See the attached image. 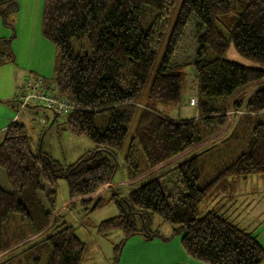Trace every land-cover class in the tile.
<instances>
[{
	"label": "trees",
	"instance_id": "trees-1",
	"mask_svg": "<svg viewBox=\"0 0 264 264\" xmlns=\"http://www.w3.org/2000/svg\"><path fill=\"white\" fill-rule=\"evenodd\" d=\"M176 1L43 0L41 33L58 51L49 82L71 106L70 113L54 120L93 147L64 166L41 144L34 146L19 121L5 128L0 141V264L44 245L45 264H80L86 244L55 212L60 179L66 181L71 206L90 213L107 201L116 204L118 214L96 225L104 238L122 233L110 264L118 263L128 238L161 237L150 229L155 217L171 225L172 235H181L185 253L201 264L264 261L256 235L239 227L227 206L235 200L238 182L264 177V123L253 124L246 149L212 178L199 163L201 155L235 134L243 116L264 113V0H181L177 9ZM191 21L196 30L191 64H174ZM229 44L261 67L227 60ZM188 67L197 81V117L170 119L156 105H182ZM221 97L230 100L226 107L210 101ZM98 115L102 126L96 124ZM217 122L222 128L215 135ZM131 128L130 142L138 143L146 161V179L126 196L105 200L101 194ZM125 159L137 168L130 152ZM206 201L217 202L201 213Z\"/></svg>",
	"mask_w": 264,
	"mask_h": 264
},
{
	"label": "rangeland",
	"instance_id": "rangeland-1",
	"mask_svg": "<svg viewBox=\"0 0 264 264\" xmlns=\"http://www.w3.org/2000/svg\"><path fill=\"white\" fill-rule=\"evenodd\" d=\"M180 2L181 0L175 2L176 9ZM42 7L43 0H4L0 3V126L5 121L4 117L8 110V102H12L16 92L29 76L42 77L44 80L51 81V77L54 75L58 51L53 43L42 36ZM10 9L12 10L10 11ZM173 12L175 13V11ZM194 24L195 22L191 21L187 26L185 34L173 56L172 61L174 64H191L196 50ZM225 58L245 66L261 67L260 64L253 63L239 55L232 44H229ZM184 72L182 105L179 107L156 105V109L170 119H193L197 117L195 104L197 100V81L193 75L192 67L186 68ZM24 76L25 79L23 80ZM147 91L148 84L145 87L144 95ZM228 100V98L221 97L210 101L215 106L226 107ZM16 114L14 113V116ZM50 116L51 119L54 118V115ZM231 120V126H233V119ZM102 121V117L98 115L96 124L102 126ZM255 122L264 123V113L243 116L232 137L223 140L217 147L201 155L199 163L203 164L205 176L209 175L208 178H212L222 165H228L240 152L246 149L250 131ZM215 126L217 131L214 133L216 135L220 132L222 125L217 122L214 123L213 127ZM63 127L64 124L60 121L49 122L41 132L40 143L42 151L48 153L65 166L85 151L91 149L93 145L86 137L73 136L64 131ZM131 132L132 128L123 148L115 156L116 167L110 185L101 194V197L103 199L105 197V200L109 199L113 194L119 197L118 193L121 196H126L146 179V161L138 143L136 141L130 142ZM215 135H212V137L214 138ZM128 152H130L132 161L137 168L126 161L125 157ZM238 183L240 184V193L236 195V200L227 203V206L230 204L229 215H232L231 219H234V222L239 227L246 228L248 226L247 228L252 230L257 240L264 247V187L261 186L264 184V177L253 175L246 181ZM56 186V205L60 208L62 201L68 199V189L66 181L63 179L58 180ZM216 202H204L200 206L201 213L211 209ZM118 212L119 210L114 201H107L102 207L90 213L81 208H77L72 213L66 209L64 210L63 215L67 216L70 222L73 221L72 225L76 228L77 235L86 244V252L80 264H110L113 256V247L122 239V233L120 231L112 232L111 235L104 238L96 233V225L102 220L117 215ZM245 220H247L246 223L244 222ZM78 221L86 224L87 229L84 230L83 227L79 226L76 223ZM11 224L12 221L9 222V226ZM250 224L254 226L252 227ZM249 226L252 228H249ZM150 229L158 230L159 235L164 238L173 232L171 225L162 222L159 217L154 218ZM174 235L173 238H178L180 243L181 235ZM142 239L147 240L141 235H134L125 241L122 247L123 252L121 250L122 255L120 252L122 257L120 264H136L138 260L136 255H140V257L148 255V249L143 245H139V242H143ZM45 247L44 245L19 254L8 264H45L47 261L44 251ZM261 264H264V261Z\"/></svg>",
	"mask_w": 264,
	"mask_h": 264
},
{
	"label": "crops",
	"instance_id": "crops-1",
	"mask_svg": "<svg viewBox=\"0 0 264 264\" xmlns=\"http://www.w3.org/2000/svg\"><path fill=\"white\" fill-rule=\"evenodd\" d=\"M24 79H25V76L23 77V80ZM7 105H8V108H7L8 110H7L5 117H4L5 121H3V123L0 126V141L3 139L5 128L11 122L14 121L13 119L16 116V115L14 116V113L16 114L17 102L14 101V97L12 99V102H8ZM50 115H53L50 111H47V110L40 108V107H34V106H28L27 108H25L22 111L21 118L18 121L25 127V130H26V132H27V134L31 140V143L34 146L37 145L38 143L41 144L40 143V135H41V132L43 131V128L46 127L49 122H53V123L58 122V121H55L54 118L51 119ZM5 122H7V123L5 124ZM91 149H89V150H91ZM87 151H85V152H87ZM81 155H79V156H81ZM163 180H165V179H163ZM57 182L55 185H57ZM239 185L240 184L238 183L237 188L235 189V194H234L235 198H237L236 195L238 193H240ZM261 186L264 187V184H262ZM104 199H105V197H104ZM56 203H57V200L55 202V212L58 215L63 216V221L67 222V224L72 225L73 221L70 222L67 219V216L63 215V212L66 209L67 211L72 213V211H75L77 208H80V207L75 206V205L71 206L69 204V199L63 200L62 206L60 208L57 207ZM228 216L230 218L232 217V215H229V212H228ZM232 220H234V219H232ZM244 222L246 223L247 220H245ZM76 223H78L79 226L83 227L84 230L87 229L86 224H83L82 222H79V221ZM251 226L253 227L254 225H251ZM247 227L244 229H247L248 231H252V230H249ZM252 227L249 226V228H252ZM174 236L175 235L169 234L165 238L164 237H160V238L155 237L151 240L142 239L143 242H139V245H143L145 248L148 249V255H146L144 257H140V255H136V258L138 259L136 261V264H201L200 262L191 259L185 253V251L181 247V244L179 243V239L173 238ZM141 243H144V244H141ZM122 252H123V250H122ZM122 252H121V255H122ZM121 255H120V258H119V261L117 264H120V262L122 261Z\"/></svg>",
	"mask_w": 264,
	"mask_h": 264
},
{
	"label": "built area",
	"instance_id": "built-area-1",
	"mask_svg": "<svg viewBox=\"0 0 264 264\" xmlns=\"http://www.w3.org/2000/svg\"><path fill=\"white\" fill-rule=\"evenodd\" d=\"M14 100L18 106L15 121L20 120L21 111L28 106L43 108L58 118L66 116L71 111L67 101L58 96L54 86L42 77L29 76L16 92Z\"/></svg>",
	"mask_w": 264,
	"mask_h": 264
},
{
	"label": "bare ground",
	"instance_id": "bare-ground-1",
	"mask_svg": "<svg viewBox=\"0 0 264 264\" xmlns=\"http://www.w3.org/2000/svg\"><path fill=\"white\" fill-rule=\"evenodd\" d=\"M195 122H197V121H195Z\"/></svg>",
	"mask_w": 264,
	"mask_h": 264
}]
</instances>
